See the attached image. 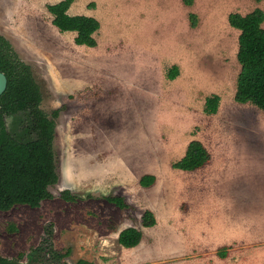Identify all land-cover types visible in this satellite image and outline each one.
<instances>
[{"label":"rangeland","instance_id":"1","mask_svg":"<svg viewBox=\"0 0 264 264\" xmlns=\"http://www.w3.org/2000/svg\"><path fill=\"white\" fill-rule=\"evenodd\" d=\"M56 1L0 0V34L30 65L41 108L49 116L58 109L52 196L0 210V255L30 264L26 254L51 226L54 250L69 253L31 264H264V112L234 99L239 30L227 20L259 4L75 0L69 13L100 22L87 46L52 24L46 5ZM172 64L179 70L170 79ZM211 93L220 100L208 114ZM193 138L209 161L173 168ZM145 173L155 175L149 186L139 183ZM145 209L152 226L140 222ZM126 226L142 230L133 247L117 241Z\"/></svg>","mask_w":264,"mask_h":264},{"label":"trees","instance_id":"2","mask_svg":"<svg viewBox=\"0 0 264 264\" xmlns=\"http://www.w3.org/2000/svg\"><path fill=\"white\" fill-rule=\"evenodd\" d=\"M75 0H58L47 3L51 13V22L60 31H73L74 42L95 46V32L100 27L99 20L89 14L68 12ZM259 2L260 0H255ZM191 3L192 0H183ZM90 4V3H89ZM190 25L197 24V15L188 12ZM228 23L239 30L236 58L240 69L236 77L234 99L238 102H251L264 112V10L255 6L246 13L231 11L227 15ZM178 65L172 64L167 77L173 79L178 74ZM0 71L7 77L4 91L0 94V210H7L17 204L37 206L44 198L52 194L48 186L58 180L54 161L53 137L55 108L49 116L40 106L41 92L35 81L31 67L24 62L13 49L7 38L0 34ZM220 96L211 93L204 99L203 111H217ZM210 159V152L197 138L190 139L183 155L173 161L171 166L185 171L195 170ZM155 175L145 173L139 178L142 186H149ZM61 195L68 199L75 196L67 189ZM106 198L118 205L127 207L122 196L107 195ZM143 226H152L156 218L150 209L141 214ZM43 241L32 247L26 254L27 262L48 257L61 258L69 253L54 250L51 226L45 231ZM142 230L135 226H126L118 232L117 241L124 247H133L142 239ZM218 250L225 256V246ZM42 257V258H41ZM0 264H23L21 257L8 258L0 255ZM74 264H94L93 261L78 258Z\"/></svg>","mask_w":264,"mask_h":264},{"label":"water","instance_id":"3","mask_svg":"<svg viewBox=\"0 0 264 264\" xmlns=\"http://www.w3.org/2000/svg\"><path fill=\"white\" fill-rule=\"evenodd\" d=\"M7 83V77L4 72L0 71V94L4 91Z\"/></svg>","mask_w":264,"mask_h":264},{"label":"crops","instance_id":"4","mask_svg":"<svg viewBox=\"0 0 264 264\" xmlns=\"http://www.w3.org/2000/svg\"><path fill=\"white\" fill-rule=\"evenodd\" d=\"M255 3H256V4H259L260 7L263 9V2H262V0H260L259 2H256V1H255ZM259 5H256V6H259ZM254 7H255V6H254ZM254 7H253V8H254ZM69 8H70V7H69ZM69 8H68V10H69ZM71 14H73V13H71ZM74 14H75V13H74ZM262 25L264 26V21L262 22ZM184 151H185V150H184ZM182 155H183V154H182ZM182 155H181V156H182ZM179 158H180V157H179ZM88 260H89V259H88Z\"/></svg>","mask_w":264,"mask_h":264}]
</instances>
